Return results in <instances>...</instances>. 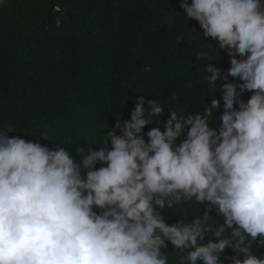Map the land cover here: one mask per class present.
Wrapping results in <instances>:
<instances>
[{"label":"clouds","instance_id":"obj_1","mask_svg":"<svg viewBox=\"0 0 264 264\" xmlns=\"http://www.w3.org/2000/svg\"><path fill=\"white\" fill-rule=\"evenodd\" d=\"M180 8L210 106L140 95L87 152L0 131V264H264V0Z\"/></svg>","mask_w":264,"mask_h":264},{"label":"trees","instance_id":"obj_2","mask_svg":"<svg viewBox=\"0 0 264 264\" xmlns=\"http://www.w3.org/2000/svg\"><path fill=\"white\" fill-rule=\"evenodd\" d=\"M180 2L5 0L0 131L47 135L42 143L63 141L73 151L80 144L87 152L85 144H99L117 116L130 118L140 95L165 105L162 119L167 108L191 111L204 96L210 106L206 95L214 89L202 83L200 70L208 61L193 55L200 38L194 22L188 26L179 15ZM214 66L227 68L226 57L217 54Z\"/></svg>","mask_w":264,"mask_h":264}]
</instances>
